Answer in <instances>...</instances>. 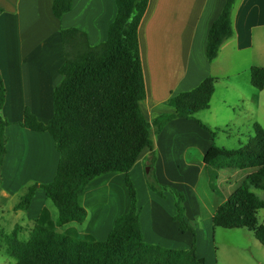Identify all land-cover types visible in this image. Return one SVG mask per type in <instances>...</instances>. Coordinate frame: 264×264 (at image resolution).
I'll return each mask as SVG.
<instances>
[{"label":"crops","instance_id":"crops-1","mask_svg":"<svg viewBox=\"0 0 264 264\" xmlns=\"http://www.w3.org/2000/svg\"><path fill=\"white\" fill-rule=\"evenodd\" d=\"M226 2L150 0L139 28L147 89L141 108L147 121L152 122L162 114H174L175 108L168 103L172 97L196 89L208 78L217 79L208 110L197 113L195 119H174L159 134L151 130L157 154V179L185 194L186 220L196 231L199 258L200 225L211 222L218 208L235 191L232 184L223 198L212 195L207 178L236 183L240 171L234 170L223 179L224 170L206 166L208 151L214 144L220 147L217 144L220 132L214 138L199 122L214 131L223 129L218 121L223 107H212L217 87L225 80L230 82L233 73H238L239 54L256 49L264 54V0H237L232 16L234 35L222 45L215 61L208 60L209 32ZM53 3L54 0H0V71L7 89L6 103L0 113L12 123L6 128L8 141L2 188L9 197L21 196L35 183H51L57 175L60 154L52 136L25 129L19 123L26 108L45 124L54 116V91L62 81L59 70L65 62L60 32L82 31L90 46L95 47L108 40L109 28L118 13L116 0H73L72 10L57 19ZM255 66L264 67L251 63L248 71ZM223 104L229 105L227 100ZM150 153L145 148L130 171L137 190L144 242L167 249L189 250L194 235L180 232L179 222L175 221L174 196L166 193L162 198L146 182ZM79 203L91 214L81 226L82 235L106 241L116 220L131 209L125 175L112 172L95 178L79 196ZM53 206L45 191L39 189L29 210L23 212L26 221L35 223L47 208L51 220L56 222L58 214ZM212 228L216 235V228Z\"/></svg>","mask_w":264,"mask_h":264},{"label":"trees","instance_id":"trees-1","mask_svg":"<svg viewBox=\"0 0 264 264\" xmlns=\"http://www.w3.org/2000/svg\"><path fill=\"white\" fill-rule=\"evenodd\" d=\"M150 0H116L118 13L109 28L108 40L90 46L84 32L66 29L60 32L65 62L59 73L61 83L54 91V116L47 124L26 108L19 125L36 132L49 133L60 162L55 179L48 184L35 183L21 196L16 210L26 212L39 189L58 210L53 222L44 208L34 224L31 238L19 244V251H9L16 264H206L197 254V236L186 220V196L174 187L160 183L156 176L157 154L151 130L159 134L172 120L195 119L208 110L216 89V78H208L192 91L172 97L168 103L174 114H162L152 122L145 118L141 104L147 89L141 59L139 28ZM237 0H227L223 12L212 25L207 42V58L215 61L222 45L233 37V10ZM73 7V0H54L53 13L61 19ZM2 10H0V14ZM251 84L264 90V67L251 68ZM7 99V89L0 71V112ZM215 138L219 132L199 122ZM12 125L0 113V186L7 154L6 128ZM256 145L245 144L229 150L214 144L205 156V164L217 170L252 172L215 213L214 228L246 229L264 246V224L258 213L264 200L252 190H264V128L254 124ZM149 148L145 177L148 186L160 197L174 196L175 221L181 233L191 232L194 241L189 250L167 249L144 242L137 203V190L130 171L139 155ZM119 172L125 175L131 199L128 214L120 216L104 242L88 235L59 233L69 224H84L88 212L79 196L95 178Z\"/></svg>","mask_w":264,"mask_h":264},{"label":"rangeland","instance_id":"rangeland-1","mask_svg":"<svg viewBox=\"0 0 264 264\" xmlns=\"http://www.w3.org/2000/svg\"><path fill=\"white\" fill-rule=\"evenodd\" d=\"M237 57L240 61L236 66L240 68L238 73H233L230 82L225 80L219 84L217 96L212 104L213 108L223 107V111L219 113L218 121L222 130H227L228 133L220 132L217 144L229 150L239 149L249 143L255 146L253 126L259 124L264 128V90L259 91L252 86L251 70L247 69L251 63L264 65V54L260 49H256L252 52H243ZM224 100H227L228 106L223 104ZM202 115H206V113ZM147 169L148 167L146 171ZM234 172L236 171L224 170L223 179H227L228 175ZM251 172L252 170L239 171L236 183L233 180L232 182L229 180L221 182L208 177L211 179L210 183L207 178L210 193L223 198L230 192L232 184L233 190H236L242 186L247 173ZM221 185H223V189ZM252 191L264 200V190L253 189ZM19 202L20 196L9 197L0 186V264H16V260L9 255V251H19V244L29 241L34 229L35 223L27 222L26 214L16 210ZM53 210L57 215L58 210L55 206H53ZM87 212L85 223L91 217L90 212L88 210ZM258 220L260 224H264V210L259 211ZM81 226L83 224L72 223L57 229V232L82 235ZM212 227H214L212 221L205 222L199 227L200 256L206 259V264H264V246L255 238L253 232L246 229L216 228L215 235Z\"/></svg>","mask_w":264,"mask_h":264}]
</instances>
